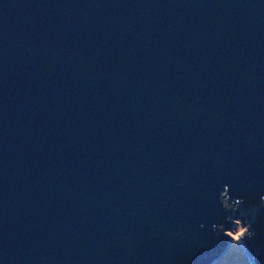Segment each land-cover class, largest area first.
Returning <instances> with one entry per match:
<instances>
[{
    "label": "water",
    "instance_id": "obj_1",
    "mask_svg": "<svg viewBox=\"0 0 264 264\" xmlns=\"http://www.w3.org/2000/svg\"><path fill=\"white\" fill-rule=\"evenodd\" d=\"M264 264V0H0V264Z\"/></svg>",
    "mask_w": 264,
    "mask_h": 264
},
{
    "label": "rangeland",
    "instance_id": "obj_2",
    "mask_svg": "<svg viewBox=\"0 0 264 264\" xmlns=\"http://www.w3.org/2000/svg\"><path fill=\"white\" fill-rule=\"evenodd\" d=\"M243 230L241 224L237 223L235 229L230 232L231 245L228 253L215 264H251L240 244V234Z\"/></svg>",
    "mask_w": 264,
    "mask_h": 264
}]
</instances>
